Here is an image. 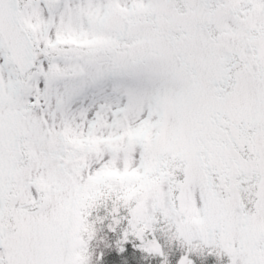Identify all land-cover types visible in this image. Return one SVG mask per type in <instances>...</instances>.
I'll use <instances>...</instances> for the list:
<instances>
[{"label":"snow or ice","instance_id":"obj_1","mask_svg":"<svg viewBox=\"0 0 264 264\" xmlns=\"http://www.w3.org/2000/svg\"><path fill=\"white\" fill-rule=\"evenodd\" d=\"M0 264H264V0H0Z\"/></svg>","mask_w":264,"mask_h":264}]
</instances>
